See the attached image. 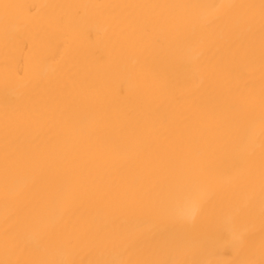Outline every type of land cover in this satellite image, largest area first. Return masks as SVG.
I'll list each match as a JSON object with an SVG mask.
<instances>
[{"label": "bare ground", "instance_id": "1", "mask_svg": "<svg viewBox=\"0 0 264 264\" xmlns=\"http://www.w3.org/2000/svg\"><path fill=\"white\" fill-rule=\"evenodd\" d=\"M0 264H264V0H0Z\"/></svg>", "mask_w": 264, "mask_h": 264}]
</instances>
